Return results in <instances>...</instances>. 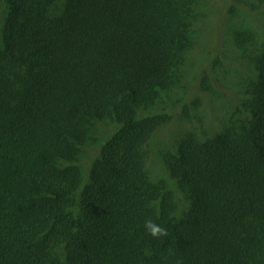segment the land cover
<instances>
[{"label": "trees", "instance_id": "obj_1", "mask_svg": "<svg viewBox=\"0 0 264 264\" xmlns=\"http://www.w3.org/2000/svg\"><path fill=\"white\" fill-rule=\"evenodd\" d=\"M205 1L0 0V264H264V26L233 29L249 51L237 111L186 133L162 177L151 170L188 93ZM227 56L194 74L202 90ZM148 220L169 234L152 237Z\"/></svg>", "mask_w": 264, "mask_h": 264}, {"label": "rangeland", "instance_id": "obj_2", "mask_svg": "<svg viewBox=\"0 0 264 264\" xmlns=\"http://www.w3.org/2000/svg\"><path fill=\"white\" fill-rule=\"evenodd\" d=\"M203 6L204 15L199 22V26L204 28V33L200 39V44L192 53V62L188 65L191 75H185L186 82L184 84H188V93L184 101L174 108V118L159 129L152 143L154 160L151 170L156 179L162 177L163 172H165V167L160 159H163L164 155L170 151H174L178 141L186 133L195 131L204 135L208 131L216 132L229 121L231 114L237 111L238 104H231L229 98H233V95L240 91V81L249 78L247 72L245 73V67L247 69V63H249V51L244 50L248 45L241 47V50H238L237 46L234 45L233 29L238 25V22L244 23L245 20L257 27L264 26V11L247 12L244 5H240L239 10L241 9L242 12L232 14L229 10V13H227L226 0H207ZM4 15V8L0 5V35ZM223 51L228 53V56L224 59L223 65L216 66V71L214 66L211 67L212 75L207 81L210 90H202L200 85L202 75L194 74L206 65L211 56L216 57L218 53ZM185 90H182V95L186 93ZM194 97H201L202 104L194 108L193 119H189L184 115L181 116L182 104L191 101ZM99 144V141L94 142L92 148L82 154V158H84L82 162L91 166L97 155ZM186 207L187 204L184 205L182 211H185Z\"/></svg>", "mask_w": 264, "mask_h": 264}, {"label": "clouds", "instance_id": "obj_3", "mask_svg": "<svg viewBox=\"0 0 264 264\" xmlns=\"http://www.w3.org/2000/svg\"><path fill=\"white\" fill-rule=\"evenodd\" d=\"M145 228L148 234L154 238L166 237L169 234L166 228L156 224L151 220L145 222Z\"/></svg>", "mask_w": 264, "mask_h": 264}]
</instances>
